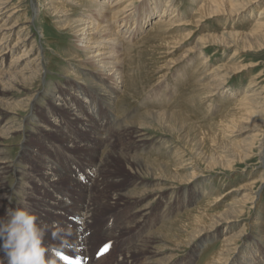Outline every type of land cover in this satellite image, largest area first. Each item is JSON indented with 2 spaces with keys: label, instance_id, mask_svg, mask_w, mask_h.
Instances as JSON below:
<instances>
[{
  "label": "rangeland",
  "instance_id": "1",
  "mask_svg": "<svg viewBox=\"0 0 264 264\" xmlns=\"http://www.w3.org/2000/svg\"><path fill=\"white\" fill-rule=\"evenodd\" d=\"M59 1L70 4L65 0L13 1L14 10L18 11L16 18L20 16L21 23L26 22L32 27L34 39L38 45L45 48L47 70L43 71L44 81L40 87L34 89L41 92L36 102L40 106H36L30 113L23 108L15 110L19 124L23 126V133L14 134L10 139H0V149L6 151L4 155L8 156L14 165L6 172L4 189L5 192L9 191L10 195L0 196V216L5 215L7 208L24 207L26 202L27 210L37 216L38 224L51 226L54 220H57L61 227L67 228L71 225L72 234H76L74 222L78 218L72 219L65 210L60 211L59 216L54 215L49 205L54 197L59 196L70 207L82 208L84 204L77 199L81 196L74 193L69 184L73 182L77 189L87 194L89 192L83 187L87 188L91 180L89 188L93 187L99 192L97 201H111L116 194L131 195L130 204L118 210L111 209L112 212L107 208L102 209L97 223L100 230L104 229L105 221H109V225L120 222L124 216L129 217L133 213L135 216L148 213L146 226L155 231L163 225L166 236L155 233L152 246L132 254L129 260H125V253L119 250L121 247L127 249L140 240L134 237L133 233L138 229L124 233V236L113 237V247L104 256L97 257L96 250L101 244L91 249V256L94 254L96 258L103 257L100 264H206L212 263L214 259H220V264H264V232H254L258 227L255 221L264 220V188L262 206L255 210L249 209L251 206L248 204L249 208L242 211L238 221L224 224L214 233L203 234L195 242H192L189 236H184L183 232H177V229L184 225L189 229L188 222L195 213H186V210L198 206L204 194L214 198L231 187L241 186L242 190L237 195L250 196L251 184L260 180L261 173L264 174V162L259 165L262 150L257 147L259 141L264 139V134L262 137H256L255 127L260 126L257 119L232 125L224 135L219 133L220 127L224 125V110L227 111L231 103L238 102L241 97L233 101L231 94L238 91L242 93L254 80V76L259 78V87H264V45L260 46L264 44V27L256 28L253 25L256 22L264 23V0H245L233 11L227 9L213 14L209 11L195 14V0H171L170 3L167 2L169 0L139 1L138 5L141 7L148 4L152 8L155 1L161 2L158 8L160 13H163L167 6H174L178 14L174 20L184 25L171 31L170 40L166 44L163 38L158 39L152 35H157L152 30L153 21L159 16L155 14L149 17L145 27L140 26L141 32L145 29L144 33L136 31L135 36L131 37L134 38L132 42L137 44L128 49L130 54L124 62L126 74H129L128 79L131 78L132 82L129 86H134L127 94L123 92L117 96L116 102L113 103L115 106L113 108L112 105L107 117L120 123V130L126 128L129 122L131 124V121L134 124L130 125L126 135L122 136L114 131L110 145L112 153L109 154L110 169L105 171L104 183H101L102 177H89L87 171L89 165L99 162L101 153L105 151L97 145L99 138L103 140L105 137H111V133L105 134V129L102 132L91 129L90 132L94 133L92 136L98 137L97 143L93 144L88 138L90 133L88 135L79 123L73 120V116L68 119L66 111L59 107L61 102L58 99H53L48 111L54 110L60 115L57 122L59 126L52 124V121L55 123L53 115H44L41 108L48 105L46 92L58 90V94L62 95L66 102L72 104L75 109L78 106L79 115H89V112L81 109L79 101L73 95L77 94L74 88L79 84L75 81L79 78H89V74L95 76L92 72L87 73L81 69L90 66L83 55L84 51L95 44L86 40L80 43L71 33L74 21L80 18L83 12L81 7L72 6L66 11H54L52 8L56 7ZM172 12L168 13L167 17L174 16ZM217 40L221 43L214 45ZM21 50L16 54H21ZM199 56H208L209 67L220 76L226 77L222 92L211 98L203 99L201 94L204 90L199 89L201 84H204L199 80L200 76H203V70L202 67H194L196 63H193ZM168 61L177 65L172 66L170 71L164 69L160 72L157 68L162 65L159 64L164 63L163 66H166ZM128 71L130 73H127ZM198 73L200 74L197 75ZM122 95L125 96L124 99ZM87 100L90 101V98ZM28 115L30 119L27 120ZM261 118L263 121V114ZM40 125L52 127L56 131L41 130ZM137 126L143 129L142 133L146 139L143 144H139L135 137ZM26 133L29 138L25 141L21 134ZM67 135L69 136L65 137ZM247 146L252 147V156L238 159L237 150ZM197 149L202 150V154L194 158L192 170L182 171L183 168L178 173L164 171L166 163H179L191 158L196 155ZM181 154L185 158H181ZM257 164L261 168L255 172ZM208 166L213 168L209 169ZM197 170L202 172V176L188 181ZM47 174H52L53 177L50 178ZM170 181L177 187L173 192L166 191ZM253 184L254 191H258L262 182ZM212 191L216 194L209 193ZM221 206L223 205L220 203L219 210H222ZM218 209H213L211 214L216 215ZM176 217L181 218L183 223L173 224ZM109 231L110 229H107L106 232ZM226 235L235 236V239L239 240L235 251L229 257L221 251V242ZM239 236L241 237L238 238ZM48 243L54 247L48 246ZM48 243L45 242V245L49 247V252H57L55 248L58 244ZM178 245L184 248L180 253H174L173 250ZM2 255L3 253H0V256ZM69 257L71 258V255ZM70 258L66 262L73 264L75 260ZM88 259L91 257L83 259L82 262L89 264ZM96 261L98 262V259Z\"/></svg>",
  "mask_w": 264,
  "mask_h": 264
},
{
  "label": "bare ground",
  "instance_id": "2",
  "mask_svg": "<svg viewBox=\"0 0 264 264\" xmlns=\"http://www.w3.org/2000/svg\"><path fill=\"white\" fill-rule=\"evenodd\" d=\"M13 1L14 0H0V97L2 98L0 99V139H10V137L14 134L23 133V126L19 124L15 110L18 108H23L29 113L35 110V107L38 106L36 102L38 101L41 92L39 91V89H34L40 87L41 83L44 81L42 76L43 71L47 70L46 55L44 53L45 48L41 45H38V42L34 39V36L31 32L32 27L28 26V23L26 22L21 23L19 18L20 16L16 18V16L18 15V11L14 10ZM65 1L70 4L66 5L64 1L63 3L62 1H59L56 3V7H53L52 9H54V11H66L72 6L77 8L81 7V10L83 12L81 13V17L74 21L75 25L72 27L71 33H73V35L76 37L78 42L80 41V43H84V41L86 40L90 41V43L92 44H95L92 48H88V50L84 51L85 54L83 55L85 56L87 64H90V66L81 68L84 71H87V73L92 72L95 76L89 74V78H79L77 81H75L79 84L74 88V92H77V94L73 95L77 99V101H79L78 104L81 109L89 112V115H84L83 113L82 116L79 115L77 113L78 106L77 109H75L72 104L66 102V99L62 95L58 94V90H51L49 92H46V95L48 96V99H46L48 101L49 107L48 105H46L45 108H41L44 111V115H53L55 123H53L52 121V124H55V126H59L57 125V122H59L60 120V115L54 110L48 111V108L50 109V104L53 103V99H58L61 102L58 105L62 110L66 111V113L68 114V119L70 116H73V120L77 121L88 135L90 133L88 138L93 141V144L97 143L98 137L92 136V134L94 133L90 132L91 129L92 131L96 129L97 132H102L105 129V134L109 132L111 133V137H105L103 138V140L99 138V143L97 145L100 149H105V151L101 153L99 162L95 165L92 164V166L89 165V170L87 171L89 177H92L93 175L95 177H102L101 183H104L103 181L105 171L110 169L109 154L112 153L110 145L113 141L112 135L114 134V131L116 130L122 136L126 135L127 133H129L128 128L131 127L130 125L134 124L131 121V124H129V122L128 125H126V128H122L120 130V123L116 122V120H111L110 118L108 119L107 117L108 112H110V110L112 109L113 103H115L117 100V96H120L123 92L124 94H127L134 86H132V84H130L129 86V83L132 82L130 81L131 78L128 79L129 74L128 76L126 74L127 70L125 63L127 61L126 56L130 54V51L128 49L136 46L137 44L135 42H132L134 38L131 37L135 36L136 31L144 33L145 29H143V31L141 32L140 26L142 25L143 27H145L149 22V17L155 14L159 16L153 21L152 30H154L157 35L154 36L155 33H152V35L154 34L153 37L158 39L163 38V41L164 43L166 42V44L170 40L171 31L178 26H183L184 24L179 23L177 20H174L176 17H178V14L176 13L177 9H174V6L172 5L167 6L166 9H164L163 13H160V9L158 8L160 7L161 2L158 1H155L152 4L154 5L153 8L151 6L149 7L148 4L141 7L140 5H138L140 0H114L113 2H110L111 0H92L91 2H87V0ZM195 1L197 2V6L195 7V14L203 11H209V13L213 14L227 9L233 11L237 6L241 4L240 2L245 0ZM167 2L170 3L172 1L169 0ZM86 3L87 5H85ZM170 12L174 13V16L167 17L168 13ZM253 25L256 28L264 27V23L260 22H256ZM131 26H133V30H130L132 29ZM146 31L149 32V30ZM126 34H131V36L127 37L125 36ZM123 35L124 37H122ZM217 43L221 42L218 40L214 41V45ZM263 45L264 44L260 46L262 47ZM19 49H22V53L16 54ZM138 50L139 49H137V51ZM131 52H133V50ZM195 60L193 62L196 63L194 67L197 68L199 66L202 67L203 70L201 72V75L203 76H200L201 79H199L200 81L202 80L201 83H204L201 84L202 86H200L199 88L200 90H204L203 94H201L203 99L211 98L220 94L224 89L223 82L226 77L220 76L217 71L209 67L210 59L208 56H199L196 60L197 62ZM163 64H159L162 65V67L157 68L158 70H160V72L164 69L170 71L172 66L177 65L170 61L167 62L166 66H163ZM92 68H96V70H93ZM127 68L129 67L127 66ZM129 71L127 73H130ZM199 74L200 73H198L197 75ZM160 76L162 77V75ZM258 79V77L254 76V80L247 86V88H245L242 93H239L240 91H238L231 94L232 97L230 98H233V101H236L235 99L239 98V96L241 97L238 102H233L232 100H230L233 102V104L231 103L230 108L227 111L224 110V125H222L219 129L220 135H224L225 132H227L228 128L232 125H235L239 122L257 119L260 123V126L255 127L254 131L257 134L256 137L263 136L264 120L262 121L261 116L262 114L264 115V87H259L260 82H257ZM193 81L196 82V80L194 79ZM133 83L135 82L133 81ZM83 86H85V88ZM124 97L125 96H123L122 98L124 99ZM88 98H90V101L87 100ZM118 104L119 103H117V105ZM114 106L115 105H113V108ZM105 117L106 119H104ZM28 119H30L29 115L27 116V120ZM92 119L96 120L92 121ZM117 121H119V118ZM24 124L26 127V123ZM39 129L47 130L49 132L56 131L54 128L45 127L44 125H40ZM142 132V127L137 126L135 137L136 139H138L137 141L139 144H143L146 140L145 135ZM21 136H24L25 141L29 138L27 133L24 135L21 134ZM68 136L69 135L65 137ZM257 147L262 150V155H259V160L261 159L259 165H261L264 162V139H261L259 141ZM0 150V196L5 197L10 195V192H5L4 189L6 172L7 169L13 168L14 165L9 161L8 156L4 155L6 154V151L3 148H1ZM198 150L200 149H197L195 156L185 159L179 163L177 161L166 163V168L164 169V171L178 173V171L183 168L184 170L182 171L188 169L192 170L195 164L194 158L202 154V150H200L199 152ZM251 154V146L244 147L243 149L239 148V150H237V158L240 160L251 157ZM180 156L181 158H185V156H183L182 154ZM208 168L212 169L213 166H208ZM260 168L261 167H259L257 164V167H255V172L260 171ZM47 176H50V178L53 177L52 174H47ZM200 176H202V172L197 170V172H194L193 176L189 177L190 179L188 181H191ZM203 177L207 176L203 175ZM51 182L53 183L54 181L51 180ZM90 182L87 188L83 187L84 190H87L89 192L87 194H84L81 190L77 189L73 182H70L69 184V186L73 189L72 191L81 196V198L78 197L77 199H79L84 204L82 208L70 207L62 199V197L60 198L59 196L54 197L52 204L49 205L52 208L54 215L56 214L59 216L58 213L65 210L66 213H68V216H70L72 219L78 218L74 222L75 231H77V233H73L70 237L67 238L69 241H71L69 242L72 245L71 248L61 247L60 239H53L51 236V231H49L45 236L44 243L50 242L58 244L55 249H57V252H60L61 255L55 257L57 259V264H68L66 260L70 258L69 255H71L70 259L75 260L73 264H84L82 260L88 257H91V259L87 260L89 264H100L103 260V257L96 258L94 254L91 256V249L93 250L97 244H104L105 242L113 240V237L117 238L122 236L124 233L127 234L133 230L138 229V231L136 230L133 233L134 237L140 238V240L136 241L134 245L128 247L127 249L121 247V249L119 250L121 253H125V260H129L132 254L144 251L152 246V240L155 233L164 236L165 227L163 225L155 231H151L150 228L146 226V218L149 215L148 213L137 216H135L133 213L129 217L124 216L123 219L120 220V222H113L109 225V221H105L106 225H104V229L100 230L97 226V223L99 217L101 216L102 209L107 208L108 210H118L124 205L131 202V195L116 194L113 195L111 201H97L99 192L93 187L91 189L89 188ZM261 182L262 185L261 187H259V190L254 191L252 187L255 184L253 183ZM253 183L251 184V188L249 189L250 196L237 195V193L242 190L241 186L231 187L226 192H223L220 195L217 194L218 197H214V195L216 194L214 193L215 191L209 192L210 194L214 193V198H212L211 195L204 194L202 200L199 202V205L195 207L196 209L193 207L186 210V213H195V215L191 218L192 220L188 222L189 229L184 225L183 227H179L177 229V232H183L184 236H189L191 238V241L195 242L203 234L210 232L214 233L224 224L238 221L242 215V211L246 210V208H249V205L251 206L249 209H258L262 206L263 203L262 191L264 188V174L261 173L260 180ZM176 189L177 187L174 186L172 181H170L169 185H167L166 187V191L170 192H173ZM89 195L90 198H88ZM204 200L208 202H205ZM220 203L221 205H223L221 206L222 210L218 209ZM213 209H218V213L216 215L211 214ZM54 221L58 222L57 220ZM178 222L183 223L181 221V218L176 217L173 220V224H177ZM255 225L258 226L254 230L256 234H261L264 232V220L261 221L258 219V221H255ZM107 229H110V231L106 232ZM191 231L192 233H190ZM85 234H87V236H83ZM241 236H239L238 238H240ZM238 242L239 240H236L235 236H224L221 242V251L225 254H228L227 256L229 257L235 251V246ZM47 245L54 247V245L49 243ZM124 246L125 245H123V247ZM183 248V246L178 245L173 250V252L180 253L181 249ZM49 255H52V253L49 252ZM95 258L98 259V262ZM219 261L220 259H214L212 263L207 262L206 264H220Z\"/></svg>",
  "mask_w": 264,
  "mask_h": 264
},
{
  "label": "clouds",
  "instance_id": "3",
  "mask_svg": "<svg viewBox=\"0 0 264 264\" xmlns=\"http://www.w3.org/2000/svg\"><path fill=\"white\" fill-rule=\"evenodd\" d=\"M24 205L7 208L5 215L0 216V264H57L55 257L61 253L54 251L49 255L45 236L51 229L52 238H59L61 247L71 248L67 239L72 235L71 225L64 228L58 222L51 226L38 224L37 216L30 214L26 202Z\"/></svg>",
  "mask_w": 264,
  "mask_h": 264
}]
</instances>
